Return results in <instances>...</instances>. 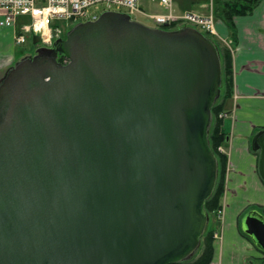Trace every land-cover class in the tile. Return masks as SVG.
I'll return each mask as SVG.
<instances>
[{
	"label": "water",
	"instance_id": "1",
	"mask_svg": "<svg viewBox=\"0 0 264 264\" xmlns=\"http://www.w3.org/2000/svg\"><path fill=\"white\" fill-rule=\"evenodd\" d=\"M221 85L212 39L123 12L17 59L0 79V264L192 258L219 177ZM252 149L264 182V129ZM241 229L264 252V214Z\"/></svg>",
	"mask_w": 264,
	"mask_h": 264
},
{
	"label": "crops",
	"instance_id": "2",
	"mask_svg": "<svg viewBox=\"0 0 264 264\" xmlns=\"http://www.w3.org/2000/svg\"><path fill=\"white\" fill-rule=\"evenodd\" d=\"M223 1L219 0L218 5ZM219 18L217 39L220 45L230 48L233 59V95L224 117L227 138L223 143L228 155L224 201L230 217L225 218L223 241L216 246L211 264H263V253L255 252L258 250L250 245L247 248L243 242L246 240L238 222L247 209L264 206L259 153L252 149L253 137L264 129V0H259L250 13L235 16L232 23ZM16 47L14 28L1 27L0 79L18 57ZM237 211L239 216L233 215ZM238 241L244 245L240 249L235 244Z\"/></svg>",
	"mask_w": 264,
	"mask_h": 264
},
{
	"label": "built area",
	"instance_id": "3",
	"mask_svg": "<svg viewBox=\"0 0 264 264\" xmlns=\"http://www.w3.org/2000/svg\"><path fill=\"white\" fill-rule=\"evenodd\" d=\"M164 12L147 13L140 7L139 0H0V28H14V41L23 46L40 38L44 47H50L66 37L67 32L78 23L97 20L106 11L143 14L151 19L154 27L178 29L193 27L198 31L217 37L216 17L211 7L209 12L179 11L173 0H153ZM221 113L220 117H225ZM220 151H224L219 147ZM215 236V235H214Z\"/></svg>",
	"mask_w": 264,
	"mask_h": 264
},
{
	"label": "trees",
	"instance_id": "4",
	"mask_svg": "<svg viewBox=\"0 0 264 264\" xmlns=\"http://www.w3.org/2000/svg\"><path fill=\"white\" fill-rule=\"evenodd\" d=\"M258 2L259 0H224L217 6V16H220L228 22L232 23V20L235 16L246 15L250 13L256 7ZM204 35L212 39L216 44L218 42L217 46L219 48L222 64V92L221 96L212 108L213 121L209 134L210 146L215 153L219 163V177L217 180V184L215 186L213 194L205 203V209L210 215L211 213H218L223 208L222 199L225 192L228 155L219 150V146L222 145L227 138V133L224 130V117H220V114L227 112L228 101L233 95L234 79L233 59L230 48L228 46L226 47L220 45L217 37L211 36L207 33H204ZM59 61L64 63L67 62V59L64 56H60ZM255 209H258L262 214H264V206L255 207ZM240 230L241 234L247 237L252 242V240L242 231L241 225ZM214 234L215 229H213V227H211L209 223L206 232H204V234L202 235L201 245L198 252L192 258L174 264H211L214 258L215 251ZM261 252L264 254L262 250Z\"/></svg>",
	"mask_w": 264,
	"mask_h": 264
},
{
	"label": "rangeland",
	"instance_id": "5",
	"mask_svg": "<svg viewBox=\"0 0 264 264\" xmlns=\"http://www.w3.org/2000/svg\"><path fill=\"white\" fill-rule=\"evenodd\" d=\"M173 2H174V5H175V8L177 10H179V11L189 10V11H196V12L205 13V12H209L211 7H212V9L214 11V14H215V17H216V20L220 19L219 18L220 16H217V6H218L219 0H173ZM139 4H140L141 9L143 11L147 12V13L164 12V9L158 4V2L153 1V0H139ZM133 18L138 20V21H141V22H143V23H145V24H147L149 26H155V24L152 22L151 19L147 18L146 16H144L141 13H138L136 16H133ZM217 44H218V42H217ZM16 49L18 50V57L16 58V60H17L20 57H23L25 55L30 54L29 51L31 50V45H30V43H26L23 46H17ZM219 147H221L224 150V151H221V152L227 154V150L223 146V144L220 145ZM227 170H228V165H227ZM226 184H227V173H226L225 191H226ZM224 198H225V192H224L223 199H222V204H223L222 210L219 211L218 213H211L209 215V217H210V226L213 227V229H215V240H214L215 249L217 248L216 246H219L222 243V241H223L222 233H223V226H224L225 218H227V217L229 218L230 217V215H227L228 214L227 210H226L227 204L224 201ZM243 205H245V204H243ZM236 210H238V208ZM233 215H238V211L236 213H234ZM241 219H243V218L241 217ZM241 219H240V222H238L239 225L242 222ZM239 231L241 232L240 226H239ZM242 237H243L244 240L247 241V242L243 241L246 244L247 248H248L249 245H250V248H251V246H252L251 244H253V243L247 237H245L243 235H242ZM241 243H242L241 241L235 242L237 248L240 249L241 245H243ZM246 246L244 248H246ZM253 248H254V250H258L254 246H253ZM241 249H243V248H241ZM255 252H261V251L258 250V251H255ZM214 254H215V251H214ZM259 261H261V260H259ZM263 264H264V260H263Z\"/></svg>",
	"mask_w": 264,
	"mask_h": 264
},
{
	"label": "flooded vegetation",
	"instance_id": "6",
	"mask_svg": "<svg viewBox=\"0 0 264 264\" xmlns=\"http://www.w3.org/2000/svg\"><path fill=\"white\" fill-rule=\"evenodd\" d=\"M166 29H168V28H166ZM30 43V45H31V50L29 51V53L30 54H35V52L39 49V48H41V47H44L40 42H37V43H34L33 42V39H32V41H30L29 42ZM250 210H252L251 208H249V209H247V211L246 212H244L243 214H242V216L241 217H243V215H245L248 211H250ZM241 219V218H240ZM242 220V219H241ZM209 223H210V221H209ZM209 223H208V225H207V228H208V226H209ZM240 225H241V223H240ZM239 225V226H240ZM207 228H206V230H207ZM206 230H205V232H206ZM215 235V234H214ZM202 238V237H201ZM252 246H254V247H256L254 244H252ZM256 249H258V250H260L259 248H257L256 247ZM261 251V250H260ZM264 255V254H263Z\"/></svg>",
	"mask_w": 264,
	"mask_h": 264
},
{
	"label": "bare ground",
	"instance_id": "7",
	"mask_svg": "<svg viewBox=\"0 0 264 264\" xmlns=\"http://www.w3.org/2000/svg\"><path fill=\"white\" fill-rule=\"evenodd\" d=\"M159 28H164V29H166V28H168L169 30H174V29H172V28H170V27H159ZM53 45V44H52Z\"/></svg>",
	"mask_w": 264,
	"mask_h": 264
}]
</instances>
